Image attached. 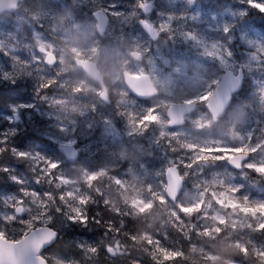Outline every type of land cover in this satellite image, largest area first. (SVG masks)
Returning <instances> with one entry per match:
<instances>
[{
    "label": "rangeland",
    "instance_id": "obj_1",
    "mask_svg": "<svg viewBox=\"0 0 264 264\" xmlns=\"http://www.w3.org/2000/svg\"><path fill=\"white\" fill-rule=\"evenodd\" d=\"M149 1L153 4L152 10L144 16L161 34L156 41H151L141 30L135 34L125 30V18L108 8L113 6L109 0H52L53 7L41 4L47 8L50 20H60L59 26L56 21L51 22V31L44 36L32 30L33 42L25 40L21 25L22 21L26 25L30 23L28 17L32 16L35 6L33 0H24L14 13H1L0 37L12 50L23 48L30 56L34 70L41 68L38 66L41 62L44 67L60 70L68 78L76 77L73 71L76 69L74 65L68 66V59H88L97 64L109 94L112 92L117 96L112 105H105L97 97L94 101L89 92L85 98H75L67 93L36 95L26 90H14L10 95L17 101L10 102L8 108L17 113L18 107H32L38 115L58 120L57 130L45 131L44 137L56 146L73 145L78 149L79 156L73 163L66 161L63 164L64 158L61 161L49 147H45L39 156L44 163L51 161L58 165L57 180L66 188L65 194L69 197L74 198L79 187L75 184V171L83 179H89L95 173L111 169L114 172L107 178L119 187V196L130 207L137 211L147 209L153 202L152 197H156L157 206L161 207L169 202L164 195L162 170L173 165L178 170L185 168L181 176L188 175L186 167L193 162L192 173L201 176V187L184 185L173 203L175 208H167L165 213L177 215V211L203 207V219L195 223L196 228H224L226 235L232 236L240 249L248 243L264 255L253 234L264 225V184L258 177L257 180L251 177L252 172H257V175L264 172V18L257 15L258 9L253 6L260 2L204 0L207 8L201 9L195 0H134L139 8L138 14H142L139 4ZM58 5L65 9L64 14L57 10ZM95 9L110 11L104 31L96 27L91 15ZM53 32L60 33V40L52 37ZM105 41L107 43L104 44ZM41 47L44 52L40 51ZM49 51L57 58L53 66L43 62L44 54ZM133 52H137L138 57L133 56ZM238 68L243 70L245 84L250 90L237 94L225 114L212 121L204 106L206 100L203 102L201 97L211 92L217 82L216 77L222 71L236 72ZM122 70L134 75H149L159 95L146 102L129 95L122 83ZM213 80L216 81L209 90ZM90 87L91 91L98 92L95 85ZM187 100L197 101L198 105L182 126H167L165 114L154 121L152 127L138 118L159 105ZM50 106H55V110ZM117 106L125 111L123 120L115 113ZM0 117L11 120V115L6 114L2 107ZM133 122L137 128L131 126ZM255 129L263 132L259 134L262 141H252ZM162 138L170 146L162 142ZM119 139H123L126 148L123 152H116L121 154L115 163L103 161L101 164L92 158L97 145L113 144ZM238 147L253 152L251 159L243 164L247 170L234 171L226 164V158ZM216 149L229 151L221 153ZM155 150L159 156L154 155ZM143 186L152 188V191L144 194L139 189ZM4 200L13 209L8 212V217H13L18 205L21 206L20 214L25 212L26 207L20 203L19 197L7 194ZM76 200L83 202L81 196ZM74 210L76 218L81 220L79 208ZM34 213L37 214L36 211ZM155 251L163 258L171 254L163 245H157ZM227 264L239 263L229 261Z\"/></svg>",
    "mask_w": 264,
    "mask_h": 264
},
{
    "label": "trees",
    "instance_id": "obj_2",
    "mask_svg": "<svg viewBox=\"0 0 264 264\" xmlns=\"http://www.w3.org/2000/svg\"><path fill=\"white\" fill-rule=\"evenodd\" d=\"M109 1L113 6L108 8L117 11L119 17L125 18V30H129L132 34L137 33L139 8L134 0ZM252 1L264 4V0ZM195 4L201 9L207 8L204 0H195ZM212 8L215 9L213 6ZM105 12L110 17V11L105 10ZM257 15L264 18V12L259 9ZM28 18L29 25L21 22L23 37L28 42H33L31 31L34 24L31 22V17ZM53 33L52 37L60 40L61 36L56 32ZM96 45L100 48L99 42H96ZM67 64L72 67L70 58ZM38 66L41 68L34 70L31 58L23 48L17 47L12 50L7 41L0 37V107L6 114L11 115L9 121L0 117V147L7 149L0 154V231L3 237L17 240L32 228L43 224L55 229L58 232L56 240L42 252L48 264L67 262L71 264H227L229 261H236L239 264H264L262 253L248 243L244 249H240L234 244V238L226 235L224 228L218 230L196 228L195 223L203 219V207L186 212L177 211V215H172L165 213V210L170 207L175 208V205L166 201L165 205L158 207L156 197H152L153 202L147 209L137 211L130 207L119 196V187L107 178L108 174L114 172L111 169H108V172L95 173L89 179H83L79 172L75 171L76 184L79 187L75 190L74 198L66 195V188L57 180V168L49 169L39 157L44 148L49 147L63 161L56 144L43 135L47 130H57L58 120L50 116L38 115L32 107H18V112L15 113L8 108L10 102L17 101L10 94L14 90H26L36 95L67 93L75 98L78 96L85 98L86 93L89 92L94 101H97V95L91 91V81L77 70H73L76 77L68 78V75L60 70L54 71L44 67L41 62ZM49 80L58 83H53L50 88L41 89L40 85L47 84ZM216 80L210 83L209 90ZM248 90L250 88L244 84L242 94ZM110 98L115 102L117 96L111 92ZM234 101L235 96L232 103ZM50 108L54 109L55 106ZM150 110L138 116L148 127L164 115L165 105L153 108L154 111ZM115 113L123 120L125 111L122 108L115 107ZM91 114L95 116L94 111H91ZM146 116H153L154 119L145 121ZM133 125L134 122L131 126ZM137 127L135 125V128ZM259 134L263 132H257L255 129L252 135L253 142L262 141ZM162 142L170 146V143L163 138ZM124 148L126 146L123 139L113 144L105 142L97 145V151L92 158L96 159V162L100 161L101 164L103 161L115 163L121 154L118 155L116 152L118 150L123 152ZM13 149L15 152L28 153V156L20 157L13 152ZM237 149L244 150L240 147ZM32 151L37 153L33 154ZM154 152L159 155L156 150ZM234 152L237 151H231ZM63 164H66L65 161ZM192 166L193 162L186 167L189 174L183 176L184 185L201 187V176L192 173ZM179 170L183 174L185 168ZM161 177L163 178V173ZM257 177L264 184V172ZM139 189H142L140 191L144 194L152 191V188L144 186ZM7 194L21 199L20 203L26 207L24 213L15 215L14 209L13 217H8V212H12L13 209L4 200ZM122 194L128 195L127 192ZM80 196L83 202L76 200V197ZM206 197L207 193H205ZM75 207L79 208L80 216L83 217L86 213L87 223L68 219L69 215L77 217ZM57 208L60 211H57ZM35 211L37 214L34 213ZM206 211L210 213L209 209ZM76 220L80 221L77 218ZM253 234L264 251V225L253 231ZM157 245L167 248L171 253L168 258L161 257L155 251ZM109 248L112 253H109Z\"/></svg>",
    "mask_w": 264,
    "mask_h": 264
},
{
    "label": "water",
    "instance_id": "obj_3",
    "mask_svg": "<svg viewBox=\"0 0 264 264\" xmlns=\"http://www.w3.org/2000/svg\"><path fill=\"white\" fill-rule=\"evenodd\" d=\"M23 1L24 0H0V14L3 12H14ZM145 5L147 6L146 10L142 9V11L150 12L152 10L151 2H146ZM92 17L96 21V27L100 31H104L109 22V18L105 11L97 9L93 11ZM141 21L146 20L141 18L138 21L142 32L151 41H155L158 37L157 30L148 21H146L147 26L142 24ZM49 53L52 52L45 54L43 62L45 65L51 66L56 63V57L52 53L53 62L51 64L48 63ZM132 55L137 57L138 53L133 52ZM72 62L74 67L78 71H81L87 79L97 84L99 87L98 99L108 104L110 102L108 89L97 64L94 61L78 57H74ZM121 77L124 88L130 95L137 99H148L158 95V89L146 73L134 75L123 70L121 72ZM243 79L244 74L241 68H238L235 73L229 69L221 72L217 82L211 90L212 95L206 99L204 104L212 121H216L224 115L231 104L233 95L241 89ZM101 93H103V95H101ZM188 101L189 100L178 101L167 105L165 110L167 126L177 127L184 124L185 117L192 114L196 109V103L194 101L189 103ZM57 151L62 155L65 161L69 163L75 162L79 156L78 149L73 145H58ZM247 158V153L235 152L227 157L226 164L229 168L238 170ZM164 180L165 196L169 202L175 203L176 199L181 194L183 177L179 173L177 167L169 165L164 170ZM15 213L16 215L21 213L20 205L15 208ZM57 236L58 232L47 225L34 227L17 240H9L0 236V264H22L17 255L18 250L22 246L26 249V258L23 264H48L41 253L56 240ZM109 253H111L110 249Z\"/></svg>",
    "mask_w": 264,
    "mask_h": 264
},
{
    "label": "flooded vegetation",
    "instance_id": "obj_4",
    "mask_svg": "<svg viewBox=\"0 0 264 264\" xmlns=\"http://www.w3.org/2000/svg\"><path fill=\"white\" fill-rule=\"evenodd\" d=\"M151 1H153V0H151ZM33 2H34V9H32V16L35 18V19H33L32 18V16H31V22L34 24V28H32V30H37L42 36H44V34L45 35H47L48 34V32H49V30H51V26H52V23L51 22H54V21H56V25H58L59 26V19L58 18H52V20H50V18H49V16H48V11H47V8L46 9H44L43 7H41V4L42 5H46V6H48V5H50V6H55L54 5V2H52V0H33ZM150 2V1H149ZM52 5H51V4ZM58 4H59V2H57ZM56 3V4H57ZM151 4H152V2H151ZM152 6H153V4H152ZM57 10H59V12H64V10L65 9H61V5H58L57 6ZM139 12V11H138ZM141 12H142V14H138L137 13V23H138V21H139V19H145V16H144V14H146V13H150V12H143L142 11V9H141ZM65 13V12H64ZM63 13V14H64ZM79 17V16H78ZM54 26V25H53ZM56 27V26H55ZM138 28H139V30H141L140 29V27H139V24H138ZM160 36H161V34H159L158 35V37H157V39H160ZM156 39V40H157ZM155 40V41H156ZM56 56V55H55ZM82 73V72H81ZM83 74V73H82ZM84 75V74H83ZM95 85L97 88H98V92H99V87L97 86V84H95L94 82H91V84L90 85ZM105 84H106V86H107V89H108V85H107V83L105 82ZM245 84V77H244V82H243V85ZM243 85H242V87H241V90L237 93V94H242V88H243ZM91 88V87H90ZM109 91V90H108ZM98 92L96 93V95H97V98H98ZM236 94V95H237ZM235 95V96H236ZM109 96H110V94H109ZM142 101H144V102H146V99H141ZM114 101L111 99V103H110V105H112V103H113ZM196 102V104L198 105V102L197 101H195ZM241 152H246L247 154H248V160H250L251 159V157H252V155H253V152L251 151V150H246L245 148H244V150H242ZM247 160V161H248ZM241 168H243V170H247L245 167H241ZM245 168V169H244ZM235 171V170H234ZM251 177L252 178H254V179H256L257 180V172H252V174H251Z\"/></svg>",
    "mask_w": 264,
    "mask_h": 264
},
{
    "label": "snow or ice",
    "instance_id": "obj_5",
    "mask_svg": "<svg viewBox=\"0 0 264 264\" xmlns=\"http://www.w3.org/2000/svg\"><path fill=\"white\" fill-rule=\"evenodd\" d=\"M249 2H250V4H251V3H252V0H249ZM253 6L257 7L261 12H264V4H260V3L257 2V3H255ZM139 7H140L141 9H145V10H146V7H147V6H146L144 3L141 2V3L139 4ZM141 23L144 24L145 26H147V22H146V21H141ZM225 31H227V28L225 29ZM40 51H41V52H44V48L41 47ZM52 62H53V54H52V53H49V55H48V63L51 64ZM53 83H58V81H55V80H49L47 84H41V85H40V88H41V89L50 88V87L52 86ZM101 95H103V93H101ZM211 95H212V93L209 92V93H207V95L202 96L201 99H202V100H205V99H207L208 97H210ZM188 102L191 103V101H188ZM150 111H154V110H150ZM149 119H154V117H153V116H146V117H144V120H145V121H146V120H149ZM6 150H7V149L0 147V154H2L3 152H5ZM215 151H218V152L223 153V152H226V151H229V150H227V149H216ZM233 151H242V150H241V149H235V150H233ZM13 152L16 153V154H17L18 156H20V157H27V156H28V153H24V152H15L14 149H13ZM41 159H43V158H41ZM45 163L47 164V166H48L49 169H56V168L58 167L57 164L52 163L51 161H45ZM249 167H251V165H249ZM5 171H7V169H5ZM37 182H39V180H38ZM117 183H119V181H117ZM25 195H27V193H25ZM46 195H50V194H46ZM61 199H62V197H61ZM56 210H57V211H60L59 208H57ZM74 211H75V210H74ZM185 211H186V209H185ZM117 214H119V213H117ZM68 219L71 220V221H73V222L87 223V215H86V213L83 215V217H82V219H81L80 221H77V220L75 219V217H74V216H71V215L68 216ZM117 231H118V230H117ZM53 233H54V232H53ZM54 235H55V233H54ZM17 255H18V258L20 259V261H21L22 264H23V262H24V260H25V258H26V249H25V247L22 246V247L18 250Z\"/></svg>",
    "mask_w": 264,
    "mask_h": 264
}]
</instances>
